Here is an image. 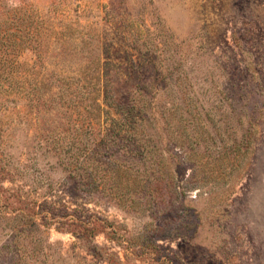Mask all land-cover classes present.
I'll use <instances>...</instances> for the list:
<instances>
[{
    "label": "rangeland",
    "instance_id": "obj_1",
    "mask_svg": "<svg viewBox=\"0 0 264 264\" xmlns=\"http://www.w3.org/2000/svg\"><path fill=\"white\" fill-rule=\"evenodd\" d=\"M0 264H264V0H0Z\"/></svg>",
    "mask_w": 264,
    "mask_h": 264
},
{
    "label": "clouds",
    "instance_id": "obj_2",
    "mask_svg": "<svg viewBox=\"0 0 264 264\" xmlns=\"http://www.w3.org/2000/svg\"><path fill=\"white\" fill-rule=\"evenodd\" d=\"M10 3H14L16 5H19L20 0H9Z\"/></svg>",
    "mask_w": 264,
    "mask_h": 264
},
{
    "label": "trees",
    "instance_id": "obj_3",
    "mask_svg": "<svg viewBox=\"0 0 264 264\" xmlns=\"http://www.w3.org/2000/svg\"><path fill=\"white\" fill-rule=\"evenodd\" d=\"M85 230H86V231H88V232H90V231H91V229H89V228H85Z\"/></svg>",
    "mask_w": 264,
    "mask_h": 264
}]
</instances>
